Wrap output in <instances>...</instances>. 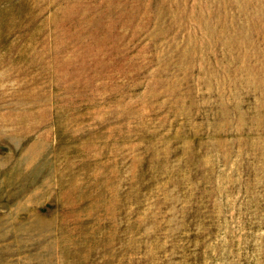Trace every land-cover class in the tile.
I'll return each mask as SVG.
<instances>
[{
  "label": "rangeland",
  "instance_id": "1",
  "mask_svg": "<svg viewBox=\"0 0 264 264\" xmlns=\"http://www.w3.org/2000/svg\"><path fill=\"white\" fill-rule=\"evenodd\" d=\"M0 264H264V0H0Z\"/></svg>",
  "mask_w": 264,
  "mask_h": 264
}]
</instances>
